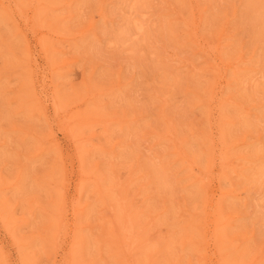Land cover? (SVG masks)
<instances>
[{"label":"rangeland","instance_id":"1","mask_svg":"<svg viewBox=\"0 0 264 264\" xmlns=\"http://www.w3.org/2000/svg\"><path fill=\"white\" fill-rule=\"evenodd\" d=\"M0 264H264V0H0Z\"/></svg>","mask_w":264,"mask_h":264},{"label":"bare ground","instance_id":"2","mask_svg":"<svg viewBox=\"0 0 264 264\" xmlns=\"http://www.w3.org/2000/svg\"><path fill=\"white\" fill-rule=\"evenodd\" d=\"M121 209V208H120Z\"/></svg>","mask_w":264,"mask_h":264}]
</instances>
